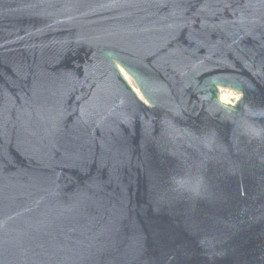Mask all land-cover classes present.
<instances>
[{
	"label": "water",
	"instance_id": "1",
	"mask_svg": "<svg viewBox=\"0 0 264 264\" xmlns=\"http://www.w3.org/2000/svg\"><path fill=\"white\" fill-rule=\"evenodd\" d=\"M0 264H264V0H0Z\"/></svg>",
	"mask_w": 264,
	"mask_h": 264
},
{
	"label": "rangeland",
	"instance_id": "2",
	"mask_svg": "<svg viewBox=\"0 0 264 264\" xmlns=\"http://www.w3.org/2000/svg\"><path fill=\"white\" fill-rule=\"evenodd\" d=\"M122 74L124 75L126 81L132 85L134 87V89L136 90V92L140 95L139 91H138V88L137 86L135 85L134 83V80L127 74L125 73L123 70H122ZM141 96V95H140ZM222 96V100H227V101H234L235 97H239V94L238 93H231L230 94V90L229 89H226V88H222L220 90V94H219V97Z\"/></svg>",
	"mask_w": 264,
	"mask_h": 264
},
{
	"label": "built area",
	"instance_id": "3",
	"mask_svg": "<svg viewBox=\"0 0 264 264\" xmlns=\"http://www.w3.org/2000/svg\"><path fill=\"white\" fill-rule=\"evenodd\" d=\"M226 89H228V88H226ZM229 90H230V94H231V93H235V94L237 93L236 91H234V90H232V89H229ZM219 94H220V89H219ZM219 99H221V98L219 97ZM237 99H238V97L236 96L235 99H234V101H230V102H228V103H235V101H236Z\"/></svg>",
	"mask_w": 264,
	"mask_h": 264
},
{
	"label": "bare ground",
	"instance_id": "4",
	"mask_svg": "<svg viewBox=\"0 0 264 264\" xmlns=\"http://www.w3.org/2000/svg\"><path fill=\"white\" fill-rule=\"evenodd\" d=\"M221 89H222V88H220V90H221ZM220 98H221L220 101L223 102V103H228V102H230V101H227V100H225V101L222 100V96H221Z\"/></svg>",
	"mask_w": 264,
	"mask_h": 264
}]
</instances>
